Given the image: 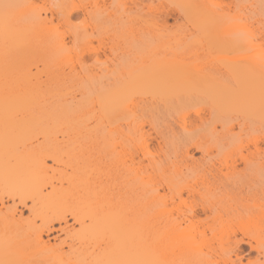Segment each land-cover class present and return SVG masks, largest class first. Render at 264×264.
Instances as JSON below:
<instances>
[{"label":"bare ground","instance_id":"obj_1","mask_svg":"<svg viewBox=\"0 0 264 264\" xmlns=\"http://www.w3.org/2000/svg\"><path fill=\"white\" fill-rule=\"evenodd\" d=\"M183 1L182 7L188 6ZM207 1L198 5L191 0L189 5L197 3L191 7L200 6L197 11L205 15H197L203 19L224 12L218 0L209 3L221 8L217 12ZM235 1L238 14L231 21L249 20L264 33V0ZM70 2L68 18L76 9L89 15L101 12L98 0L90 8ZM238 2H245L242 8ZM35 5V0H0V41L6 42L2 47L26 48L22 44L34 25L49 36L53 33V17L42 15ZM187 11L196 15L195 9ZM222 17L215 18L217 25L214 18L209 22L212 31L216 26L221 31ZM18 22L24 27L16 26ZM243 26L235 29L238 32L229 30V43L219 37L232 57L200 59L204 64L193 68L194 58L160 56L155 45L146 50L151 43L144 44L139 55L110 60L114 67H102L108 62L86 39L97 66L82 64L80 70L72 63L71 74L48 78L50 85L68 80L83 89L85 99L78 103L75 95L41 103L36 91L43 81L30 69L0 74V264H147L146 256L139 253L138 261L131 252L142 244L138 237L109 245L113 216H126L122 222L115 219L116 235L137 219L129 216L160 217L159 245L156 237L158 247L152 249L159 253L152 257L155 262L146 257L153 264H264V58L242 55L262 49L264 38ZM227 31L222 34L230 35ZM55 40L51 44L56 56L67 57L66 41ZM94 104L99 116L95 120ZM153 139L156 146L151 145ZM233 220L242 224L244 234L233 239L237 249L244 242L257 251V257L245 263L234 247L222 244L225 227ZM196 223L198 231L192 230ZM56 231L65 238L44 239ZM177 238L183 242L178 244ZM216 238L228 260L200 248L221 250L213 246ZM227 240L230 245L232 238ZM152 250L146 248V253Z\"/></svg>","mask_w":264,"mask_h":264},{"label":"rangeland","instance_id":"obj_2","mask_svg":"<svg viewBox=\"0 0 264 264\" xmlns=\"http://www.w3.org/2000/svg\"><path fill=\"white\" fill-rule=\"evenodd\" d=\"M70 1L72 0H69L68 2L66 1V3H65V0H35V3H36L35 6L38 7V9L36 7V10H39L38 12H41L42 15L45 14L48 17H51V18L53 17L52 22L55 28H54V31H51V32L53 33L55 32V34L52 33L53 35L51 34L49 36L47 34L48 33L47 30H46L47 33L45 32L43 33L38 28H36L37 26L32 25L33 27L30 26L28 30L31 27L33 29L30 30L28 34L25 33L27 34L26 36L27 39L24 40V43L22 44V45H26V48L25 46L18 48L20 46L18 45L16 47L17 50H14L13 49L14 47L12 45L7 44V46L12 47L10 49L8 47H2L0 45L1 47L0 74L9 75L11 73L13 74H19L22 72L25 73L27 72V70L29 71V69L33 73L37 72L38 74H40L41 79L43 81L42 89H40V91L38 90L40 93H38V91L36 90L35 91H36V95L40 94V97L38 98L40 99L41 103H47V104L53 103V102L57 103L59 101H62V99H67V97H68L67 100H69L71 95L76 96L74 103H78L79 101H84L85 92L79 86L75 85L74 83L68 80H63L57 85H54V84L50 85V81L48 80V78L56 74H62V73L71 74L70 70L74 67V65L80 70L82 69L81 67L82 64L83 65L87 64L91 67H94V66L96 67L97 65L94 64L95 63L94 62V52L92 49L89 50L90 47L91 48L95 47L98 51L100 59L104 62H108L107 64L104 63L102 67H105L107 65L114 67L111 64L110 60L114 62L117 59H127L129 56L139 55L144 51L143 48L145 46L143 47V45L144 44L148 45L149 43H151V45L149 44L148 48L147 49L145 48V49L150 50L151 48H153V45H155L156 51L158 55L160 56L167 55L166 57L173 56V57H180V58L181 57L186 58L187 56H189V60H191V58H194V61L190 63L192 64L190 68L191 67L193 68L194 66H200L204 64L206 60L217 62L214 60L222 56L232 57V54L227 52V49H225L227 45L226 44L225 46L223 45L226 42L224 41V43H222L220 41H223L224 37L225 39H227L226 37H229L228 39L232 37L233 39V36H232L233 34L231 35V32L233 31L238 32L236 30L242 27L243 24L247 26V24L249 23V20L245 21L246 19H242V21L244 20L247 24L245 22L241 23L239 21L240 24H242L240 26L238 21L236 22V24H234L235 22L233 23L231 21L233 16L235 17V12L237 11L236 7L238 6L237 4L235 5V2H236L235 0H218L217 1V2H220L219 5L221 4L220 7L224 9L225 13L223 12V10L222 12H219L221 8L218 5H217L218 7L215 5L216 6L215 9L212 8V7H215L212 4L213 1L211 2V4H209L210 0H208L209 2L208 1L205 2V5L207 7H209L210 9L212 8V10L214 9V11L216 10V12H217V9L220 8L218 11L220 15L217 13L219 17L220 16L222 17L225 15L224 17H222V20H223L222 23L224 26L221 27V31H222V28H224L223 30L224 32L223 31L221 32L220 28L218 31V26H216L214 31H212L214 27L212 29V27L210 26L211 23L209 24V22L211 20L214 21V19L218 16L215 15L213 17L214 19L212 17L211 18L208 17L209 20L207 19V16H205L206 18L204 19L201 17H198L199 14L200 15H205V14L198 12L200 11L198 10L199 8H201L200 6H197V7L195 6L196 8L195 7L192 8L191 5L194 6V4L197 5V3L193 2L191 5H189V2H191V0H188V1L181 0L183 2H187L188 6L185 4L186 7H182L180 0H178L180 1L179 2L180 4H174V3H178L176 2V0L175 1L172 0L173 3L171 0H98L100 2V5L102 4L100 6L101 12L99 11L100 9H97L99 12L95 11L94 13H91L89 15V14H85L83 9H76V10H73L70 18H68L69 11L71 10V7H72V4H71L72 2ZM74 1L84 6L85 4H87L86 6L88 8H90L89 7L90 4L93 3V0H74ZM192 1H196V0H192ZM197 1H198V5L204 4L203 2L204 0H197ZM244 3L238 2V4H240L239 5L240 7L238 8H242V5ZM180 5H181V8H183L182 9L183 12L179 8ZM190 8L195 9L196 15H194L193 13L194 11L193 12L190 11L191 14L187 11V10H191ZM52 13H53V16H52ZM97 13L100 15H98ZM221 13L222 14L224 13V14L222 15ZM228 13H230V15L231 13H233L234 15H232V17L231 16L228 17L229 16ZM236 14H238V11ZM51 18H49V21ZM202 19L203 21H205V23L206 22L207 23L205 24L202 21ZM197 20L198 21L200 20L201 22H203L204 25L201 22H197ZM49 21H48V24L49 23L52 24V22H49ZM215 21L214 23L216 24L217 19H215ZM233 21H235V19ZM227 22L229 24H226ZM230 22H232V24H230ZM19 23L20 22H18V25L16 23V26L22 27L24 25L23 22H21L22 26H20ZM197 23L202 24L201 25L202 28L200 24H197ZM219 24H220V21H219ZM238 24H239V28L236 29V27H238ZM235 25H236L235 27L236 30L232 29L231 31L230 28H234ZM212 26H214V24ZM245 26L243 27L245 28ZM204 28L205 29L207 28V32L208 31L209 32L207 33ZM246 28L247 29L249 28L248 30H251V31L253 29V31L255 30L254 32L257 31V34L254 33L253 31L252 32L255 35H258L257 36L258 38L259 37L264 38V33L262 32L261 29L258 28L257 24L252 25L249 23ZM55 29L57 31H55ZM216 29H217V32H215ZM28 30L26 31L28 32ZM227 30L231 31V32L229 31L231 36L228 34L224 35L226 34L225 31ZM214 33L216 35H214ZM61 37L63 40L61 39ZM219 37L222 40H220ZM52 38L53 39L55 38L56 40H58L59 38V40L66 41L65 42L66 44L64 42L63 43L65 46L67 45V48L65 50L66 51L65 56L67 55V57L65 58L62 57L64 56V54L61 56H56V52L53 49L55 48L54 46L55 43L53 44V46L51 44V41L53 42L55 39L53 40ZM86 39H89L92 42L93 46H91L92 44L90 43V47H89L87 43H89L90 41L88 42ZM25 41H27V43ZM0 43H2V41H0ZM2 44L6 45V42ZM261 48L262 49L258 48L259 50L253 49L252 51L245 52L246 54L244 53L242 55H245L248 58L256 57L259 59H261V55H262L263 56L262 58H264V43ZM62 51L64 52V50ZM58 57H62V58L60 59ZM186 59H188V57ZM200 59H203L205 61L202 63ZM248 62L258 63V61L254 59L253 60L249 59ZM72 63L74 65H72ZM243 64H245V62H243ZM70 65L72 68L70 67ZM94 105L95 106L94 107L92 106L91 111H92V114L95 120L96 118L99 119V116H98V105L97 104H94ZM146 129H149V127H146ZM245 136L246 135L243 134V136L241 137L245 138ZM151 145L152 146L157 145L155 139L152 140ZM262 145L264 146V144ZM214 152H216V150H214ZM230 153H232V151H230ZM195 157L197 158L200 157V153H195ZM49 164H52V161H49ZM62 168H64V165L62 166ZM8 203L12 204L10 201H8ZM19 209L23 211V215L25 217L29 215V210L26 209L25 207L19 206ZM113 217H112L113 219L111 221V225L109 226V245L115 244L114 246H118L120 245V243L121 245L123 243L126 244V242L129 243L128 242L129 240L132 243V241H134V239L135 238L137 239L138 237V241L140 239L141 241L140 243L142 244H140L141 246L139 247L138 250H136V248H133V250L131 251L133 255L135 254L134 255L135 258L136 257L138 258L137 255L139 253L142 254L141 257H144V256L150 257V258H152L153 256L157 257L159 252L157 253L155 252V250H152V249L156 247L155 245L156 237L160 236L161 234L160 229H158L159 228L158 226H160V222H161V221L158 222V220H160L159 216L158 217L148 216L149 219H147L146 216H129L130 218L136 217L137 219L134 218L136 220H133L129 218L131 222L132 220L134 221L132 222V224H130L129 223L130 221H128V217H127L126 222H128L129 225L131 226H128V223H127L128 227L127 229H125L126 228L125 227L124 228L125 231H122V233L120 231L119 233L117 230L116 232H118L120 235L118 233L116 235V233L114 232V228L118 225L117 223L119 221L120 222L124 221L123 218H126V216H119V217L113 216ZM138 217H139V220H141V217L142 218L145 217L146 218L145 221L148 223H145L144 219L139 221ZM201 217L204 218L205 216H201ZM116 218H120L118 219L119 221L117 220L118 222L115 220ZM235 220H238V219H235ZM142 221H144V223H142ZM238 221H236L235 223V221L233 220V222L231 221L230 227L229 225L225 227L226 230H224L223 235H222L223 237L221 236V238L223 239L221 240H223L222 244L224 246L225 245L227 247L230 246L232 247L233 250L236 249V251L239 253V257L242 259L243 263H245L249 260L256 258L257 251L252 250L249 244L247 243L245 244L244 242H240V244L238 245L239 249H237L238 247H236L235 244L233 243V239L234 240L236 239L235 237L241 238L244 235L243 231H240L241 230L240 227L242 224L241 225L237 224ZM157 222L159 225L157 224ZM114 223L117 225L116 226L113 225ZM124 223L125 222H123L122 224ZM69 224L74 225L76 229L79 228L77 224L73 223L72 219H69ZM183 226H186V223L183 224ZM198 226H199L198 223L194 224V227L192 228V230L198 231L199 230ZM56 227H58V224H56ZM123 227L124 225H122V228ZM206 231L209 232V230H206ZM137 234L141 236H137ZM65 236H66L65 233L56 231V232L45 235L44 239L46 240L50 239L51 242H55L56 240L59 241L60 239H64ZM199 236L200 235L197 233L198 238ZM229 238L230 239L232 238L231 240L232 243L230 245L227 242L228 241L227 239ZM158 240L159 239L157 237V242H156L157 244H158ZM176 240H178L177 241L178 244H181L183 242L182 238L181 239L177 238ZM221 240L220 238L219 239L216 238L214 240L213 246L218 247L219 245H221V242H220ZM205 246L207 245H204V246L202 244L200 245V248L202 247V250L205 251V252L203 251L204 253H206L208 250V252H211L210 254L213 255L214 257L218 256V259L220 261L228 260L227 258H225L226 255L224 254V250L222 251V248L220 246L219 247L221 248V250H219V248L217 249L214 248L215 250H217V252L214 251V249L211 248L210 246L209 247H205ZM146 248H149V252L152 250L153 253L152 252L146 253ZM131 252L129 254H132ZM129 254H128V258H129ZM231 254L233 255V258L235 259L236 258L235 254L234 253H231ZM146 257H145L146 260L144 262L147 264H150L151 262L150 259ZM135 258L131 257V259H134V260ZM137 258L136 260L139 261L140 257L139 259ZM227 263L231 264V261L228 260Z\"/></svg>","mask_w":264,"mask_h":264}]
</instances>
